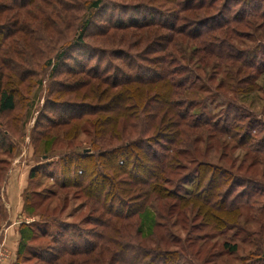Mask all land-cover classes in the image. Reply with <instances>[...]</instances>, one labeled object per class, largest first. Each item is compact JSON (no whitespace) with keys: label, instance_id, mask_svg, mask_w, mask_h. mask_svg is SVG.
<instances>
[{"label":"rangeland","instance_id":"1","mask_svg":"<svg viewBox=\"0 0 264 264\" xmlns=\"http://www.w3.org/2000/svg\"><path fill=\"white\" fill-rule=\"evenodd\" d=\"M94 1L0 0V69L3 87L15 100L13 111L0 112V196L10 189L4 183L9 170L24 187L20 218L32 221L36 235L18 264L54 262L57 242L70 248L74 233L86 239L100 231L98 214L68 185L75 181L73 172L67 173L68 187H61L62 165L93 153V133L65 140L68 128L50 131V126L65 117L67 104L84 102L76 94L87 92L95 70L102 78L121 77L130 73L128 63L143 72L176 71L174 79L193 86L179 98L196 104L191 115L204 114L229 128L225 134L204 126L194 130L198 142L178 147V169L167 188L178 187L183 195L194 170L209 164L220 195L232 187L228 198L240 209L220 215L218 223L203 210L182 209L185 201L155 199L131 221L139 232L126 242L160 255L153 264H264V0H101L93 8ZM212 16L218 18L208 27L217 29H202V46L155 24L166 22L186 33ZM65 87L74 94H61ZM248 122L251 139L240 145ZM247 185L259 192L250 203L240 200ZM3 218L0 208V226ZM86 259L67 256L64 262ZM90 259L87 264H99L97 254ZM134 264H150V258L140 256Z\"/></svg>","mask_w":264,"mask_h":264},{"label":"trees","instance_id":"2","mask_svg":"<svg viewBox=\"0 0 264 264\" xmlns=\"http://www.w3.org/2000/svg\"><path fill=\"white\" fill-rule=\"evenodd\" d=\"M101 3V0H96L91 6L98 8ZM218 16L192 25L194 28L186 33L176 31L175 26L166 22L155 24L175 34H183L190 40L200 41L206 36L203 28H216L217 24L208 25ZM202 44L200 41L199 45ZM210 54L214 55V50ZM216 57L221 55L217 54ZM126 66L130 73L121 77L113 74L102 78L98 69L95 70L91 74L92 83L87 92L76 94L77 99L81 98L86 103L67 104L62 111L65 117L50 126V131L57 127L68 128L64 132L65 140L76 139L79 133H88V130L93 133V153L76 155L67 161L68 164L62 165L63 183L66 184L62 183L61 187L70 185L78 190L92 211L98 214L95 222L100 227V231L88 233L86 239L74 233L75 241H71L70 248L65 243L57 242L59 248L55 252L60 257L51 264H75V260L64 262L67 256H84L87 264L93 254H97L99 264H134L140 256L150 258V264L157 262L160 255L154 257L140 245L126 242L131 239L132 233L139 232L131 221L155 199L172 197L185 201L186 204H181L182 209L192 206L203 210L205 218L218 223L222 220L220 215L236 214L240 209V204L228 198L233 192L232 187L227 188L225 195H220L217 173L209 164L202 163L194 170L195 177L185 182L189 188L184 189L183 195L178 193V187L174 188L175 191L167 188L169 176L178 169L175 164L180 154L178 147L198 142L194 130L197 132L204 126L225 134L229 128L208 120L204 114L191 115L196 104L191 101L186 103L179 98L191 92L193 86L186 80L174 79L176 71L160 67L156 73L150 70L143 72L136 70L137 67L132 63ZM87 71L89 74L90 69ZM3 77L0 69V112H11L15 109V100L13 94L3 87ZM88 84L82 85V88ZM62 90L61 94L64 95L75 92L67 87ZM251 129L248 122L243 137L239 139L240 145L251 139ZM52 138L54 140L56 136ZM0 143L3 146V141ZM5 151L10 153L12 147L8 145ZM70 172H73L75 181L68 184L66 179ZM32 176L33 171H30L29 179ZM256 194H259L257 189L247 185V191L240 194V200L245 197L250 203ZM25 202L29 204L28 199ZM116 203L123 208L116 209ZM33 226L22 225L19 229V259L30 249L29 243L35 239ZM89 236H93L95 241ZM139 252H142L141 255Z\"/></svg>","mask_w":264,"mask_h":264},{"label":"crops","instance_id":"3","mask_svg":"<svg viewBox=\"0 0 264 264\" xmlns=\"http://www.w3.org/2000/svg\"><path fill=\"white\" fill-rule=\"evenodd\" d=\"M10 175L8 170L7 178L4 182L8 185V189H10L8 191L4 190V193L2 192L0 196L1 211L2 213L4 212V218L2 220L4 226L2 224L0 226L2 227L0 228V264H18L19 229L22 225L32 224L31 220L20 218V215L24 211V200L21 196L24 187L18 186L20 183L15 180V177H11Z\"/></svg>","mask_w":264,"mask_h":264}]
</instances>
